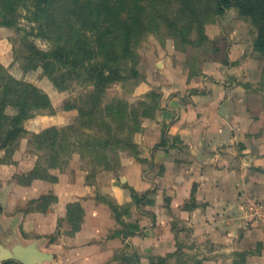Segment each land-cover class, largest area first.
<instances>
[{
	"label": "crops",
	"instance_id": "obj_1",
	"mask_svg": "<svg viewBox=\"0 0 264 264\" xmlns=\"http://www.w3.org/2000/svg\"><path fill=\"white\" fill-rule=\"evenodd\" d=\"M219 65L211 59L205 74L189 80L180 92L162 89L156 117L145 118L134 136L140 156L122 151L119 170L102 169L93 183L78 171L71 179L60 173L52 183L35 178L16 184L29 198L49 192L58 199L52 211L26 216L37 233L56 230L60 219L70 224L67 206L73 200L85 211L79 230H64L50 243L43 238L24 242L17 226L7 236L51 255L37 264H122L123 257L128 259L123 264H139L138 251L141 264H152L156 257L177 251L180 232L187 227L204 233L199 241L215 248L231 240L230 216L244 214L248 195L264 197V102L246 65L245 76L239 78L228 74L232 66ZM134 194L140 200L146 197L144 208ZM100 195L117 206L131 204L132 216H121L128 226ZM241 220L237 227L245 236L264 234L258 227L264 219ZM112 230L116 233L110 235ZM231 252L206 258L233 264ZM255 254L263 257L250 253L247 264Z\"/></svg>",
	"mask_w": 264,
	"mask_h": 264
},
{
	"label": "trees",
	"instance_id": "obj_2",
	"mask_svg": "<svg viewBox=\"0 0 264 264\" xmlns=\"http://www.w3.org/2000/svg\"><path fill=\"white\" fill-rule=\"evenodd\" d=\"M172 1L0 0V25L16 26L24 32L21 45L25 67H42L59 87L76 82L87 88L78 105L67 106L78 108L76 122L62 127L50 126L34 134L40 146L49 151L47 167L37 163L24 174L25 184L35 178L47 180L50 178L47 171L68 163L76 150L82 159L88 156L97 169H116L114 162L121 164L122 151L138 155L134 135L142 129V118L154 116L159 109L160 92H151L150 100L142 102L147 108L143 113L124 98L114 97L108 101L107 94L113 85L139 78L141 72L132 54L134 47L148 34L169 27L170 33L178 36L181 43H192L188 31L195 18L200 23L198 28L203 39L204 17L223 13L227 7L236 4L241 14L252 17L258 24L259 34L254 47L264 56V0H211L202 18L199 12L203 0H185L188 4L178 9L173 7ZM184 14L188 15V22ZM22 18L32 25H19ZM37 37L48 40L50 46L40 47ZM262 86L259 89L264 91V84ZM9 107L15 109L13 114L7 112ZM49 107L52 112L47 93L20 80L0 65V151L26 133L24 120L46 113L45 109ZM39 198L47 200L53 198V194ZM109 203L116 211L117 205ZM83 217L81 203L72 202L67 216L72 231L80 229ZM248 255L245 250L239 252L233 264H247ZM157 258L158 262L152 264H166L168 256ZM21 263L13 259L2 262ZM195 264L202 263L197 261Z\"/></svg>",
	"mask_w": 264,
	"mask_h": 264
},
{
	"label": "rangeland",
	"instance_id": "obj_3",
	"mask_svg": "<svg viewBox=\"0 0 264 264\" xmlns=\"http://www.w3.org/2000/svg\"><path fill=\"white\" fill-rule=\"evenodd\" d=\"M210 1L203 0L202 10L199 12L201 18L205 16L203 12L210 5ZM172 4L173 7L178 9L184 6V4H188V2L185 0H173ZM196 5H199L198 2ZM235 5L227 7L223 13H213L204 17L203 39L198 28L200 23L195 18L193 20L194 23H191L190 30L188 31V37L192 43H181L178 36L170 33L169 27L160 28L161 30L148 34L140 44L134 47L132 54L134 62L137 59L136 65L141 75L138 79H131L124 84L117 83L113 85L108 90L107 100L110 101L114 97L124 98L130 105H134L143 113L147 108H145L142 102L150 100L151 92H160L161 94L163 88H168V90L171 88L177 92L184 90L183 88L185 86H182L185 83L189 82V80L191 81L196 76L205 74V67L210 63L211 59L221 64L218 67L226 65V68L229 69L232 66V72L230 71L228 74L234 75L236 78L245 76L246 69L244 65H246L247 70H249L255 80L254 82L257 88H260L264 84V56L254 47L259 34V26L252 17L241 14L239 8ZM184 18L185 21H189L187 14H184ZM19 25L30 26L32 23L22 18L20 19ZM22 35H24L23 30L17 29L16 26L7 27L0 25V65L20 80L31 83L34 87L39 88L40 91L47 93L50 96L53 108L51 109L53 111L49 112V107L45 109L46 113H38L24 120L23 124L26 133L22 134L13 145L3 148L0 151V237H4L3 239L6 241L9 240L7 235L17 226L18 234L24 242L43 238L46 242L50 243L59 238V235L64 230H72V223L67 224L65 219H60L56 230L48 234H39L32 225H27L26 216L29 214H31L29 216H32V213L35 212H49L58 201L56 195L54 196L53 193L47 192L45 194H53V198H48L47 200L39 198L45 194L29 198L24 191L16 188V184H25L24 182L27 178L24 174H27L37 163L40 162L43 168L47 167L46 159L47 152L49 151L40 146L35 140L34 134L50 126L62 127L76 122L79 115L78 108L70 109L67 106L72 104L78 105L80 96L85 93L87 88L76 82L62 88L57 85L53 77L46 73L42 67L26 68L21 45ZM36 42L42 48H48L50 46V43L45 38L37 37ZM205 76L209 75L206 74ZM243 81L245 80L242 79ZM250 83L252 84V82ZM261 93L264 102V91L261 90ZM157 111H155L154 116L143 117L141 124L143 125L145 118H155ZM7 112L13 114L15 109L9 107ZM137 150L138 155L130 152L131 155L140 156L138 146ZM114 165L116 169L113 170H119L121 164L114 162ZM98 169L93 167L88 156L82 159L80 152L76 150L68 163H64L61 168H51L47 171L50 177L47 181L51 183L58 181V174L60 173L69 174V178H74L75 173L84 171L86 172V181L93 183L98 171L102 170ZM40 172L42 171L39 170ZM56 178L57 180H54ZM10 189L14 194L15 192L17 194L15 196H13L14 194H10ZM102 196H97V198H102L108 201V203L112 202L115 204L113 199ZM133 197L135 201H139L140 207L141 204L145 203V196L141 200L137 194H134ZM35 199L39 200L32 202ZM73 202L80 203L77 200H73ZM71 203L67 206V216ZM141 208L144 207L142 206ZM254 210L256 213H254ZM113 212L115 217L118 216L120 222H123L126 226L129 225L124 219H121V216H132L131 204L123 207L118 205L116 211L113 210ZM240 214L230 216L232 217L230 219H232L231 221H233L232 225L234 227V229L232 227V237L230 236V239H232L223 243L218 248H215L210 242L199 241L204 237V233H196L194 228H184L182 230L183 232H180L179 235L181 239L178 241L177 251L170 257L168 255L166 264H195L197 261H201L202 264H215L213 261L214 258L208 260L206 256L211 255L212 257H216L217 254L226 250L232 251L233 261L236 258L235 256L244 250L249 252V255L250 253H261L263 254L262 258L261 256H256V254L255 256L253 255L254 257L250 256L249 264H264V234L255 231L253 234L248 233L245 236L241 231L242 227H237V224L240 223H237L239 219L244 221H248L251 218L264 219V197L259 195H248L245 197V211L244 214L241 212ZM68 218L67 220H69ZM258 227L260 230H264V221ZM132 228L135 227L132 226ZM114 232L115 230H112L110 235H113ZM243 235L244 239L242 238ZM259 237H261L260 240L257 239ZM137 253L138 262L141 264L140 252L138 251ZM155 259L153 261L158 262V258ZM127 260L123 257L122 264ZM15 261L21 263L19 260ZM2 262L0 261V264Z\"/></svg>",
	"mask_w": 264,
	"mask_h": 264
},
{
	"label": "water",
	"instance_id": "obj_4",
	"mask_svg": "<svg viewBox=\"0 0 264 264\" xmlns=\"http://www.w3.org/2000/svg\"><path fill=\"white\" fill-rule=\"evenodd\" d=\"M11 244L0 242V261L15 259L24 264H37L51 257L50 254L34 249L33 244H23L13 237H9ZM8 241V240H7Z\"/></svg>",
	"mask_w": 264,
	"mask_h": 264
},
{
	"label": "built area",
	"instance_id": "obj_5",
	"mask_svg": "<svg viewBox=\"0 0 264 264\" xmlns=\"http://www.w3.org/2000/svg\"><path fill=\"white\" fill-rule=\"evenodd\" d=\"M254 208V207H253ZM254 209H256V208H254ZM254 213H256V211L254 210Z\"/></svg>",
	"mask_w": 264,
	"mask_h": 264
}]
</instances>
